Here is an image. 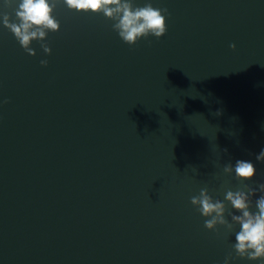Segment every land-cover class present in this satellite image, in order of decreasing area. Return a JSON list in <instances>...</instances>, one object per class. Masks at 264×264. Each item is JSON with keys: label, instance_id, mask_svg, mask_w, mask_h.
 <instances>
[{"label": "water", "instance_id": "95a60500", "mask_svg": "<svg viewBox=\"0 0 264 264\" xmlns=\"http://www.w3.org/2000/svg\"><path fill=\"white\" fill-rule=\"evenodd\" d=\"M134 2L168 10L164 37L130 46L61 2L33 57L0 21V264H264L191 204L207 188L231 222L225 192L247 185L257 211L264 0ZM237 160L253 181L224 174Z\"/></svg>", "mask_w": 264, "mask_h": 264}, {"label": "clouds", "instance_id": "9594fccd", "mask_svg": "<svg viewBox=\"0 0 264 264\" xmlns=\"http://www.w3.org/2000/svg\"><path fill=\"white\" fill-rule=\"evenodd\" d=\"M65 4L70 10L80 13L103 14L113 21V30L128 45L135 46L141 39L149 36L160 39L167 33V9L156 8L149 2L144 6H136L134 0H4V7L14 8L16 20L5 12H0V21L11 33L23 49L35 57L33 42H39L43 52L51 55L52 49L45 43L49 32H59L61 25L55 18L56 6ZM233 51L235 44L231 45ZM47 67L48 61L41 60ZM256 160L264 162V149L256 156ZM196 172V169H193ZM223 172L227 176L235 173L240 182L253 181L257 175L255 165L250 161L237 160L235 166L226 164ZM226 190L225 199L237 214L231 215V222L226 217L227 205L219 199H213L207 188H202L198 196L191 198V204L205 218L204 225L209 231L217 232L220 227L228 232H235V243L232 247L241 258L250 261L264 260V183L258 185L261 195L255 201L257 211H251L252 198L256 190L248 188ZM232 257L225 258L224 264H231Z\"/></svg>", "mask_w": 264, "mask_h": 264}]
</instances>
